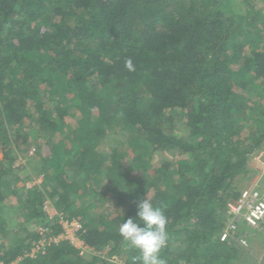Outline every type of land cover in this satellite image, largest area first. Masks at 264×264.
Listing matches in <instances>:
<instances>
[{"label":"trees","instance_id":"trees-1","mask_svg":"<svg viewBox=\"0 0 264 264\" xmlns=\"http://www.w3.org/2000/svg\"><path fill=\"white\" fill-rule=\"evenodd\" d=\"M253 1L243 0L246 11ZM237 12L233 0H0L1 263L23 256L40 239L39 226L55 236L61 220L76 219L77 239L105 258H83L60 241L18 264H119L111 259L120 256L132 264L139 253L118 229L146 197L168 218L160 252L167 264L246 263L241 246L220 235L227 204L241 192L235 182L264 143V126L256 131L251 118L261 113L255 104L257 84L264 87V20L247 13L245 30ZM173 113L184 114V137L173 135ZM71 118L75 128L59 145L65 153L56 154L53 137ZM35 127L50 158L37 172L42 188H24L28 178L16 177L11 147L26 145ZM116 129L134 135L127 146L138 152L136 161L159 149L181 159L152 175L116 150L105 164L95 145ZM104 164L110 185L100 194ZM136 173L147 177L144 187L129 189ZM108 192L112 212L92 213ZM48 198L61 217L42 213ZM12 199L17 216L4 206ZM10 217L22 219L8 229Z\"/></svg>","mask_w":264,"mask_h":264},{"label":"rangeland","instance_id":"rangeland-1","mask_svg":"<svg viewBox=\"0 0 264 264\" xmlns=\"http://www.w3.org/2000/svg\"><path fill=\"white\" fill-rule=\"evenodd\" d=\"M233 2H234V7H236V9L239 11L237 13L239 14L240 18L237 19V21L238 23L241 24V26L245 30H247V27H249L247 25V22L249 23L247 13L251 12L252 16L256 17V19L264 20V0L253 1L255 7L250 6V8L253 10L250 12H248V10L246 11V5L243 3V0H233ZM256 25L259 26L258 23H256ZM251 27L253 28V25ZM263 45H264V42H263ZM257 87L261 89V92L258 93L259 95L257 98H261V99L259 102L256 101L255 106L259 107L261 109V113L263 112L264 114V87H262V84H257ZM253 91L256 92L258 90L254 88ZM261 113L257 116L256 114L251 115V118L253 119L252 126L256 131L262 125L264 126V115L262 114L263 115L262 116ZM172 119H173V125L175 129L173 131V135L178 136V137H184L185 135H187L188 132L186 130L187 127L185 125L186 120L184 118V114L177 115L173 113ZM61 125L63 126L62 133L59 132L55 134V136L53 137L55 144L58 143L55 146L56 148H54L56 154H59L61 152L65 153V149L61 148V146L59 145L62 143V141L64 142V140L70 136V132L75 128V120L73 118L65 119L61 123ZM260 133L261 132L257 134V137L260 135ZM44 136L45 135H42V132H39L36 127L28 128V137H29L27 141L28 143L24 146L19 147L18 148L19 150L17 151L15 150V148L11 147L13 149L12 151L13 154L11 156L16 158V161L12 165L13 169H15L14 171L16 172V177L20 179L25 178V177L28 178L27 181L23 182L24 188H33V187L42 188L43 186L42 185L44 183L43 178L39 175L37 176V172L41 170L40 161H42L43 158H48V157L50 158V150H51V149L49 150L47 146L45 145V143L43 142V140H45ZM131 137H134V135H131L126 131H120L119 129H116L114 130V132H112V134L107 136L105 140L95 145V152H97L98 155L105 160V164L108 162L109 155L113 153L112 151L116 150V152L118 153H122V154L126 153L127 154L126 161L127 162L133 161L132 163L133 168H139L138 171H140L142 175L144 174V172L146 173L145 169L148 170L150 175H152L151 173L153 172V169H156V168H158L157 170H159V173L163 172L165 167L169 168V170H172L174 168L175 161L177 159L178 160L181 159L180 157L177 158V157L172 156L170 153L166 152L164 149H159L158 151H155L152 153L142 151L141 152L142 154L140 156V161H136L138 152L137 151L133 152L127 146L128 145L127 140ZM2 150L4 149L1 145L0 146V159L3 158ZM53 155L54 153L52 152L51 157ZM105 164L101 167L102 170L99 176L101 183H102L101 187L98 188L100 194H102V191L106 190L105 187L110 185V184L109 185L107 184L108 181H106L104 170H103L105 168ZM247 166H248L247 176L239 177L235 182V186L239 188V191H241L243 188L245 189L248 187H256V188L258 187L261 191L264 192V156L260 157V153H257L256 156H254L252 159L248 161ZM21 167L24 169V171L20 170ZM131 177L133 178H131L130 180L133 181L134 184L129 189L144 187L142 182H144L147 177L145 176L140 177L139 173H136L135 175L132 174ZM134 177H137V178H134ZM138 178H141L142 180L141 179L138 180ZM108 194H103L99 196V198L98 197L96 198L97 201L93 203L95 205L91 207L92 213L106 215V213L112 212L114 205L111 201V198L109 197L110 194L109 195ZM91 200H94V198L89 199L88 201H91ZM54 202H55L54 199L48 198L42 208V213L49 216V218H53L55 216L61 217V213L59 212V210L56 209ZM4 206H5L6 212L10 216H17L18 213H20L19 209H17L18 207H17L16 199H12L9 202L7 201ZM121 209H124V207H122ZM4 216H8V215L5 214ZM19 219H22V218H19V217L8 218L7 228L12 229V227L16 226ZM36 222H38L37 219L30 222V225L27 226L29 231L33 232L34 229L37 226H39V224ZM72 222H77V224H79V222L76 219L73 220ZM39 227L41 229L43 228V226H39ZM263 228H264V225L260 229L262 230ZM69 229L71 230V228ZM245 230L248 232V234H251V232L253 231V230L248 229L244 224H240L239 232L242 233ZM22 234L23 235L21 236H25L24 233ZM263 235H264V232H263ZM76 238L77 237H74L72 239V235H71L72 240L71 239L69 240L61 239V240L67 241L70 244L72 243V245L77 251L78 256H82L83 258H90V257H93L94 255H97V256H101V259L105 258V256H103L104 255L103 251L95 252L90 248L89 249L85 248L81 246V243L78 242ZM253 246H254L253 247L254 250L253 249L251 250V248H249L250 246L248 243L245 246L242 245L240 247V250L242 249L241 254H243L242 260L246 261V263H241V264H264V257L262 258V253H260V250H259L260 248H256L258 246L257 243H254ZM244 250L249 253L250 257L249 256L244 257V254H245ZM111 261L117 262L119 264H123L125 262V256L114 257L111 259Z\"/></svg>","mask_w":264,"mask_h":264},{"label":"built area","instance_id":"built-area-1","mask_svg":"<svg viewBox=\"0 0 264 264\" xmlns=\"http://www.w3.org/2000/svg\"><path fill=\"white\" fill-rule=\"evenodd\" d=\"M258 153H260V157L264 156V143ZM227 214L228 222L220 235V241L232 240L240 246H245L250 235L246 230L240 233L239 225L244 224L248 229L253 231L259 230L264 225V192L258 187H248L241 190L239 196L227 204ZM60 224L63 227V232L55 236H46L47 230L40 228V239L34 242L23 256L17 258V260L10 264H18L22 258H35L46 247L52 244H58L62 240L71 239V235L72 239L77 237L76 233L80 229V225L77 222L61 220ZM76 240L81 243V246L88 248L77 238ZM0 264L3 263L0 262Z\"/></svg>","mask_w":264,"mask_h":264},{"label":"clouds","instance_id":"clouds-1","mask_svg":"<svg viewBox=\"0 0 264 264\" xmlns=\"http://www.w3.org/2000/svg\"><path fill=\"white\" fill-rule=\"evenodd\" d=\"M126 67L134 70L131 59ZM167 222L163 210L147 197L136 202V215L124 219L118 229L123 240L139 253L132 257V264H167L160 256L169 240Z\"/></svg>","mask_w":264,"mask_h":264},{"label":"crops","instance_id":"crops-1","mask_svg":"<svg viewBox=\"0 0 264 264\" xmlns=\"http://www.w3.org/2000/svg\"><path fill=\"white\" fill-rule=\"evenodd\" d=\"M263 229L262 230L259 229V230H256V231H252L251 234H249L250 237L247 239V243L249 244V246H250L249 248H251V250L252 249L254 250L253 244L257 243L258 246L256 248H260L259 250H260V253H262V258L264 257V235H263L264 230Z\"/></svg>","mask_w":264,"mask_h":264}]
</instances>
